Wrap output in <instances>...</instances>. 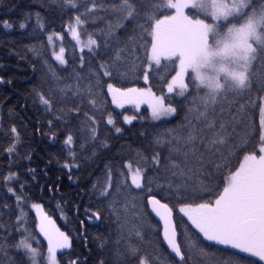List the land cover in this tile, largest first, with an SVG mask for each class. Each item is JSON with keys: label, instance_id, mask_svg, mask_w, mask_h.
Here are the masks:
<instances>
[{"label": "snow or ice", "instance_id": "obj_1", "mask_svg": "<svg viewBox=\"0 0 264 264\" xmlns=\"http://www.w3.org/2000/svg\"><path fill=\"white\" fill-rule=\"evenodd\" d=\"M40 7L43 14L0 20V52L32 70L24 89L0 75L7 162L0 264H264V0H42ZM65 28L76 40L70 57L53 45ZM140 81L145 86H127ZM143 104L149 117L126 114V105ZM32 111L34 123L25 115ZM17 120L58 146L43 169L31 166L34 148L21 153ZM141 120L143 147L121 144L124 126ZM63 176L94 201L85 213L91 220L110 222L92 240L97 255L76 252L47 217L37 225L46 252L39 241L33 246L26 209L37 191L59 194Z\"/></svg>", "mask_w": 264, "mask_h": 264}, {"label": "trees", "instance_id": "obj_2", "mask_svg": "<svg viewBox=\"0 0 264 264\" xmlns=\"http://www.w3.org/2000/svg\"><path fill=\"white\" fill-rule=\"evenodd\" d=\"M42 0H0V20L10 19L13 21H18L22 14L26 11H38L40 13H44L46 9L41 8ZM32 24H35V19H33ZM103 26V25H101ZM66 28L62 31L63 39L61 40L62 46L65 48V56L70 57L72 54L73 46H75V42L68 36L65 32ZM56 31L60 32L61 29L57 26ZM92 29L89 28L87 32H91ZM10 35H18V33H10ZM44 43L47 44V37L44 38ZM25 43H28V40H25ZM76 53L79 54V50L76 46ZM47 56L51 57L53 64H58L54 58L52 57V52L50 46L48 45ZM33 54L29 53L31 57ZM0 65H5L6 67L3 70H0V75H5L8 77H14L16 79V86L19 89H24L25 87L30 86V78L32 77V70L30 65L25 61H18L16 57H5L2 52H0ZM162 73L166 74V70L162 69ZM170 79V77H168ZM127 86H135L141 87L143 82L140 81L138 83H130ZM153 91H155L158 95L161 94L159 87H154ZM166 93V89H165ZM119 111V110H117ZM126 113L132 114L130 110ZM32 119L34 123L38 116L37 113L32 111L27 114ZM137 116L149 117V111L146 108L140 109L137 113ZM7 122V115L4 117ZM143 121H133V125H125L124 127L129 130V134L126 137H122L120 143L127 146L131 145V149H136L137 147H143V140L139 138L138 133L141 131L139 125ZM173 123H177V121H173ZM16 124L20 127V121L17 120ZM21 133L24 139V146L20 149L21 153L26 151L29 147L35 149V154L33 156L32 167L43 169L45 165V161L48 159L49 152H55L58 146H50L47 138H42L40 133H35L33 136V124H29L27 131L24 130L23 127H20ZM6 144L0 142V148L5 147ZM126 151H130V149H125ZM90 146L85 149L86 153H90ZM0 165L6 167L7 162L0 160ZM136 167L135 160H133V168ZM67 171V170H65ZM57 165L53 163L49 168V176L55 180L58 175ZM131 182V178L129 177V183ZM43 183V179L41 180ZM78 183V182H77ZM77 183H73L69 181L66 176L62 177V186L60 188V193L53 197L51 194H45L42 197L39 196L37 191V198L30 201L29 203H38L42 205V208L46 214V216L60 229V231L68 234L74 244V250L78 253H83L85 255L88 254L89 248L92 249L93 255H97L96 246L92 242L94 237H99L108 232L110 228V222L105 220L104 223H100L97 221H93L89 218V215H86V209L89 208L90 203L94 204L93 200H90L89 195L82 190L83 185L80 188L77 187ZM36 191V190H34ZM78 206V208H77ZM99 206H94L91 210H97ZM102 211V210H101ZM102 215H105L102 211ZM83 220L85 222V226L87 227L88 241L89 246L87 248L81 246V240L78 237V233H83L84 228L81 227L79 221ZM28 226L31 228L33 234L37 237V241L43 244V251L46 249L45 241L37 235L35 230V220L34 214L31 211H28ZM21 237L19 235L16 236V240L19 241ZM37 246V243H35ZM61 251H69V250H61ZM59 258V253H58ZM66 259V258H65Z\"/></svg>", "mask_w": 264, "mask_h": 264}, {"label": "rangeland", "instance_id": "obj_3", "mask_svg": "<svg viewBox=\"0 0 264 264\" xmlns=\"http://www.w3.org/2000/svg\"><path fill=\"white\" fill-rule=\"evenodd\" d=\"M65 32L68 34V36L75 42L76 44V40L72 37L71 33H68L67 30H65ZM87 38H88V35L87 33H83L82 36H81V39L84 40L85 42L87 41ZM53 45H54V50L56 53H59V49L60 47H62V43H61V39L58 38V37H54V40H53ZM53 45H49L50 46V49H51V52H53ZM78 50H79V47L77 46ZM54 58V57H53ZM55 60V59H54ZM57 62V61H56ZM58 63V62H57ZM126 108L128 110L131 111L132 114H129V113H126L128 115H133V114H136L140 111V109L142 108H146L148 111H149V116H150V109H148V106L147 104H143L140 106V109L139 110H136V109H133L131 106L129 105H126ZM119 110V109H118ZM120 111V110H119ZM32 204H38V203H29L30 207L28 209H26V211H31L33 214H34V220H35V230L36 232L38 233V228H37V225L40 223L41 219L43 217H47L43 208H42V205H40L39 208H35V207H31ZM48 218V217H47ZM49 219V218H48ZM55 225V223H53ZM28 226V225H27ZM56 228H58L56 225H55ZM59 229V228H58ZM60 230V229H59ZM28 232L32 234V237H33V246L36 247L35 243L37 241V237L33 234L31 228L28 226ZM42 239L43 237L41 235H39ZM46 243V241H45ZM45 252H46V249H45Z\"/></svg>", "mask_w": 264, "mask_h": 264}]
</instances>
